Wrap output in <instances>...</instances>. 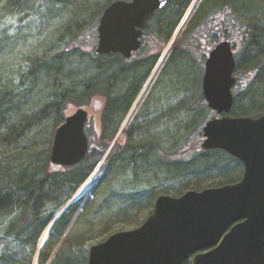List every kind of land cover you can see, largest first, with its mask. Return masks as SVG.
Listing matches in <instances>:
<instances>
[{
    "label": "rangeland",
    "instance_id": "374dc122",
    "mask_svg": "<svg viewBox=\"0 0 264 264\" xmlns=\"http://www.w3.org/2000/svg\"><path fill=\"white\" fill-rule=\"evenodd\" d=\"M56 1L58 0H30L27 5L19 7L9 5L5 0L1 1V90L11 91L14 94L26 92L27 88L24 84L25 76L31 74L32 59L35 57L45 58L49 56L45 59H53L66 53L71 65L70 71H74L73 74L75 75V79L67 84L69 87L76 86V82H85L86 78V81L90 80L92 82L96 80L98 75H93L94 71L93 73L89 71L92 69L91 67L102 65L103 62L107 65V58L104 61V59L96 58L94 55L98 43L97 27L105 7L109 3L117 0H80V3L88 2L87 8H89V15L83 18L82 29L84 32L76 35H72L70 33L72 30L68 28V23L72 19L74 6L70 5V3L68 6H65V3L56 5ZM248 18L250 20L247 22L245 19H240L239 15L240 34H245L247 30L251 34L249 40L240 49V56L236 66L237 79L233 93L235 100L240 101L254 88H257L261 83V78L264 77V71L260 72L256 68L257 65L264 64V49L263 51H259L256 45H249L251 37L252 39L255 38L258 32L257 29H260L261 26L254 18ZM93 28L94 34L91 35ZM187 69L191 74V93L189 95L191 100L190 113H186L184 110H176L174 128L158 130L159 144L153 146L149 154L143 157L149 159L153 155V158L159 162L156 164L159 165L157 166L159 169L154 167L153 172L145 175L139 169L132 167L127 172L115 174L114 170H112L115 163L109 158L111 153L106 157V152L105 157H103L93 173L76 191L75 195L54 215V219L61 217L69 206L81 202V209L72 218L73 222L71 225L75 224V227L72 228L74 230L70 232L68 228L64 235H58V233L53 235L51 223L41 233L34 245L26 234H20V237L16 235V233H22V230L15 229L13 231L12 227L10 228L12 219H2L0 220V264H59V261H61V264H64V261L68 258L77 259L80 256L88 258L90 249L103 242L105 233L113 234L140 227L152 214L159 196L168 195L176 197L191 190V186H188V184L195 183L197 176L183 173L180 176L181 181L175 178L170 180L169 177L172 175L167 169L169 168L168 166L175 165L179 161L183 167H188V169L192 168L195 171L201 172L203 164L202 166L199 165L207 159L218 160V162H221L223 159V162H233L224 153H203L204 151L199 150H192L187 153L188 148L193 143L197 142L199 146L202 144L201 138L203 135L200 136V133H202L203 127L208 121L217 118V115L201 100L203 95L200 75L202 74L203 67L196 65L187 67ZM172 71L176 76H180L182 85H184V77L188 74L185 66L175 64ZM177 83L179 81H175L174 83L176 99L183 101V95L187 89H185V86L181 88ZM52 84H54L53 81L43 78V88L38 90L39 95L30 104L23 106L25 108L19 119H24L26 124L30 123L29 125L37 119L32 125H40L41 129H32V132L24 133L23 138L18 143L21 144L20 147L28 146L32 142L30 140H35L33 144L39 149L42 147L44 149L49 143H52L54 132L57 128L53 125L52 118L55 116L54 113L43 111L46 105H50L51 103V98L48 95L52 92L48 87ZM187 84H189V81ZM103 91H105V88L99 94H93L91 96L92 98L90 100L92 101L95 96H98L93 104L96 109L102 106ZM92 92L96 93L97 91L93 89ZM90 100L88 105L84 104L85 107L90 105V102H92ZM70 103V107L72 108L81 107V105L74 106L72 102ZM202 104L204 108L200 109ZM232 111L231 116L234 115ZM121 127L117 129L115 134L121 131ZM94 128L95 123L93 120H90L87 124L86 131L92 150L97 149V145L101 143L96 138ZM127 131H130L132 134L131 139L126 142L127 144L121 140V142L117 143L122 146H127L129 149L126 150L132 151L131 147L138 149L141 144L140 141L144 142L138 136V129H127L123 133ZM109 140H111L110 135H107L106 138L104 137V142ZM11 141L12 139L8 142ZM111 145L112 142H110L109 148ZM15 148L18 147L7 145L2 147L0 151L1 153L9 151L14 154ZM113 149H115V146ZM158 151L159 153L161 152L163 157H167V153H170L169 156L171 159H175L174 163L171 164L166 160L157 159ZM118 152L120 153L119 150ZM195 156V160H192ZM148 161V163H151L150 160ZM227 164L230 166V163H225L220 165V167L226 169ZM237 172L236 170L227 171L225 175L220 172L210 173L205 176L201 184L205 188L207 186H224L228 184V181L237 182L238 180H236L235 176L236 174L237 176L240 174ZM93 176L94 178L90 183L89 189L82 196H78L79 191ZM103 176L106 184L102 187L99 196H97L95 193L97 192L98 186H100V181ZM83 214H85L86 218L81 219ZM50 226L48 240L43 246V238ZM9 229L14 232L13 235L8 234Z\"/></svg>",
    "mask_w": 264,
    "mask_h": 264
},
{
    "label": "water",
    "instance_id": "95a60500",
    "mask_svg": "<svg viewBox=\"0 0 264 264\" xmlns=\"http://www.w3.org/2000/svg\"><path fill=\"white\" fill-rule=\"evenodd\" d=\"M165 5V0L111 2L97 27L96 55L130 58L140 48L147 21ZM235 68L230 42L211 52L203 95L209 108L222 117L206 123L202 146L240 160L241 182L189 190L179 197L159 196L140 227L115 233L93 246L88 264H264V114L230 115ZM70 110L53 136L50 162L55 171L86 157V124L89 116L99 119L100 112L92 107Z\"/></svg>",
    "mask_w": 264,
    "mask_h": 264
},
{
    "label": "trees",
    "instance_id": "16d2710c",
    "mask_svg": "<svg viewBox=\"0 0 264 264\" xmlns=\"http://www.w3.org/2000/svg\"><path fill=\"white\" fill-rule=\"evenodd\" d=\"M1 1L2 0H0V4ZM5 1L11 6L13 5L19 7L27 5L30 0ZM232 1L239 9L240 19H245L248 22V20H250L248 17H252L261 26L260 29H257L258 32L256 33L255 38L252 39L251 37L249 44L256 45L259 51H263L264 0ZM61 3H65V6H68L69 3L70 5L74 6L72 19L68 23L69 30H72L70 33L72 35H76L80 32H84L82 29V22L83 18L89 15V8H87L88 2L80 3V0L56 1V5ZM248 32L249 30L246 31V33ZM93 34L94 28L91 32V35ZM92 44H94V42H92ZM94 55L96 58L104 59L105 61L106 56H98L96 53ZM48 57L49 56L45 58ZM45 58L35 57L32 59L33 64L31 67V74L26 75L24 81L25 87L27 88L26 92L14 94L11 93V91L8 92L0 89V149L7 145L11 147H18L14 149V154L13 152L11 153L9 151H6L5 153H1L0 151V220L5 218L12 219L13 221L11 222L10 228L12 227L13 231L15 229L22 230V233H16V235H19L18 237H20V234H26V236H29V240H31L34 245L36 244L41 233L54 220L55 213L70 201L80 186L93 173L99 162L105 156L111 142V140L104 142V137L106 138L107 135H109V121L104 112L101 117V124L99 128L94 130L96 133V138L102 144L100 143L97 145V149L94 150H92L90 147L87 156L75 166L64 167L58 171L53 170L50 162L52 143H49L44 149L43 147L39 149L33 144L35 140H30L32 142L28 146L20 147L21 144L18 143L23 138L24 133H30L32 132V129H41L40 125H32L37 119L31 123V125H29L30 123L26 124L24 119L19 118L25 108L23 106L25 104H30L34 99H36L37 95H39L38 90L43 88V78L53 81L54 83L48 87L52 92H50L51 94L48 95L51 98V103L50 105L47 104L43 111L54 113L55 117L52 119L53 125L55 127H58L64 121L68 110L72 108L70 107V102H72L74 106L81 105V107H83L84 104L88 105L89 100L92 98L91 96H93V94H99V92H102V90L104 88L106 89L110 83L108 80V66L105 64V62H103L104 65H98L97 67L92 66V69L89 70L91 73L94 71L93 75H98L96 80H93L92 82L88 80V82L86 81L87 78H84L85 82H76V86L73 85L69 87L67 84L75 79V75L73 74L74 71H70L71 65L69 57L66 56V53L53 59ZM185 68L188 73L187 67ZM256 68L262 72L264 71V64L257 65ZM119 76L120 75L118 73H113V79L111 80V83L115 88H117V90H126L128 86V84H126V79H124L123 76ZM184 78L185 82L184 85H182L180 76L175 75V81H179L177 85L181 88H184V86L186 88L188 86L186 76ZM93 89H95L97 92L93 93ZM201 100L203 101V98H201ZM203 108L204 105L202 104L200 109ZM232 113H234L233 116L235 117H257L264 114V77L261 78V83L258 85V87L254 88L248 95L243 97L242 101L235 100ZM116 131L117 129H114L112 134H115ZM201 135L202 133H200V136ZM10 139H12V143L8 142ZM146 142H144V144H146ZM153 146H157V144L152 146L142 145L138 149L131 147V151L126 150L129 149L127 146H122L121 144L117 143L115 145V149L112 150L109 157L115 163V166L112 168V170H114L115 174H120L127 172L130 170V168L134 167L143 172V174L148 175L154 171V167L156 168L159 166L156 165L159 162L153 158V155H151V158L149 159L143 158L149 154V151ZM192 150L204 151L203 153H224V155L228 156V158H231L233 162H223V159L221 162H218V160L207 159L199 165L202 166L203 164V167H205H201L202 171L199 172L192 168L188 169V167H183L179 161L177 164L173 165L172 163H174L175 159H171L169 156L170 153H167V158L163 157L161 152L159 153L158 151L157 159L163 161L166 160L168 163L173 165L168 166L169 168H167L170 174L173 176L169 177L170 180L175 178L179 181L180 176L183 175V173L196 175V182L187 184L188 186H191V190L200 191L207 187H212L207 186L204 188L201 184V182L205 179V176L209 175L210 173L220 172L221 174L225 175V172L227 171L229 172L236 170L242 176V163L235 158L230 157L226 152L220 150L205 151L200 149V146L197 142L190 145L187 153ZM195 158L196 156L193 157L192 160H195ZM148 160H150L151 163H148ZM225 163H230V166L227 164L226 169L220 167V165ZM240 174H238V176L236 174V180L241 178ZM184 177L186 178L185 175ZM227 183L232 184L235 182L228 181ZM105 184L106 182L103 176L95 195L99 196V193ZM181 195L182 194L176 197ZM81 204V202H78L68 207L64 214L55 222L52 228L53 235L55 233H58V235H64L68 228L70 232L74 230H72V228L75 227V224L71 225L73 222L72 218L81 209ZM83 218H86L85 214L82 215L81 219ZM13 231L9 229L8 234L13 235ZM110 235V233H105L104 240H106ZM64 262V264H87L88 258L80 256L77 259L68 258ZM59 264H61V261H59ZM185 264H190V262L186 261Z\"/></svg>",
    "mask_w": 264,
    "mask_h": 264
},
{
    "label": "flooded vegetation",
    "instance_id": "af4514ba",
    "mask_svg": "<svg viewBox=\"0 0 264 264\" xmlns=\"http://www.w3.org/2000/svg\"><path fill=\"white\" fill-rule=\"evenodd\" d=\"M166 1L167 5L147 21L142 30L140 48L130 58L121 54L106 56L110 83L104 91L102 104L109 121L111 142H128L132 134L123 132L136 128L139 138L147 141L146 144L140 141V146L158 145V130L174 128L176 110L190 113L191 109V74H186L189 84L183 101L177 100L172 71L175 64L202 66L200 80L203 82L206 63L217 46L230 42L237 66L240 49L251 36L250 31L240 34L239 9L232 0ZM113 73L126 79V90H117L113 86ZM234 76L237 79L236 69ZM202 97L207 104L204 95ZM100 108L95 107L96 110ZM120 127L119 133L112 134ZM243 175L244 170L241 178L233 184L241 182Z\"/></svg>",
    "mask_w": 264,
    "mask_h": 264
},
{
    "label": "bare ground",
    "instance_id": "6f19581e",
    "mask_svg": "<svg viewBox=\"0 0 264 264\" xmlns=\"http://www.w3.org/2000/svg\"><path fill=\"white\" fill-rule=\"evenodd\" d=\"M95 176V175H94ZM94 176L84 185V187L79 191L78 193V196H82L88 189H89V186H90V183L92 181V179L94 178ZM49 230L50 228H48V230L46 231V234L43 238V241H42V244L43 246L45 245V243L47 242L48 240V235H49Z\"/></svg>",
    "mask_w": 264,
    "mask_h": 264
}]
</instances>
